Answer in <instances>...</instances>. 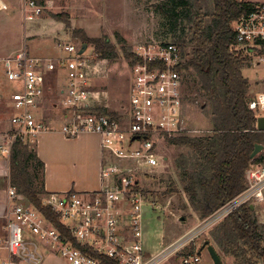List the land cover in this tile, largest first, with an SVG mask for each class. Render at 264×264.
Segmentation results:
<instances>
[{
  "label": "built area",
  "instance_id": "1",
  "mask_svg": "<svg viewBox=\"0 0 264 264\" xmlns=\"http://www.w3.org/2000/svg\"><path fill=\"white\" fill-rule=\"evenodd\" d=\"M46 4V0H21L23 19L40 17ZM233 29V50L247 56L248 63L264 68V1L240 16ZM60 49L63 55L58 58L35 57L24 47L3 59L6 78L19 82L21 88L9 97L15 113L10 117L11 130L1 138L0 149L9 156L17 138L32 144L41 133L52 129L42 104L49 89L46 72L55 71L64 80L53 104L63 110L59 131L67 137L92 133L100 138L104 151L100 188L52 191L41 196L42 205L58 217L69 230L68 235L9 184L0 264H39L42 248L57 251L69 264H105L103 257L115 264H163L194 241L197 233L212 227L238 206L264 201V165H255L246 171V186L234 198L157 254L146 253L142 246L143 206L159 205L140 187L162 165L157 145L165 135L199 134L198 129L188 127L182 114L180 50L173 42L137 46L133 53L138 61L130 68L127 106L113 116L99 111L94 104L98 97L89 87L87 71L92 63L86 49L80 53L81 46L71 41L63 42ZM248 106L256 119L264 116V88L254 93ZM149 172L153 174L147 176ZM190 258L199 261L190 253L183 256L182 264H190Z\"/></svg>",
  "mask_w": 264,
  "mask_h": 264
},
{
  "label": "trees",
  "instance_id": "2",
  "mask_svg": "<svg viewBox=\"0 0 264 264\" xmlns=\"http://www.w3.org/2000/svg\"><path fill=\"white\" fill-rule=\"evenodd\" d=\"M153 4L162 20L163 32L180 50L181 75L196 91L187 99L191 103L201 99L199 107L210 124L207 131L199 134L165 135L169 145L186 151L173 159L171 168L176 180L169 178V186L163 194L177 192L179 184L187 196V214L182 216L186 220L189 212H194L203 220L245 188V174L250 167L264 165V154L250 158L255 143L264 146V131L257 129L255 113L248 106L255 93L243 74L248 57L233 50L236 43L233 24L252 11L257 3L249 0H158ZM52 16L69 26V21L60 14ZM79 32L73 30L72 35L90 44L99 58L118 56L117 47L108 37L89 38ZM120 49L130 64L138 61L130 47L123 45ZM97 109L118 116L115 111ZM43 169L35 147L17 138L9 154V184L57 229L68 234L69 230L58 217L42 205L41 196L46 193ZM140 189L147 192L143 187ZM249 205L238 206L208 228V236L202 242L208 241L220 257L230 258L232 264L264 263V223H260L256 209ZM187 248L186 254L193 253L194 243ZM102 259L105 264H115L112 259Z\"/></svg>",
  "mask_w": 264,
  "mask_h": 264
},
{
  "label": "rangeland",
  "instance_id": "3",
  "mask_svg": "<svg viewBox=\"0 0 264 264\" xmlns=\"http://www.w3.org/2000/svg\"><path fill=\"white\" fill-rule=\"evenodd\" d=\"M19 1V0H18ZM47 9L42 17L32 21H27L26 27V44L20 48L29 47V53L48 56L46 51H53L52 54H61L56 44L61 41H71L76 45L82 46L84 43L80 37L72 35L73 30H78L89 38L108 37L117 47L118 56L109 58H99L94 52L93 47L87 44L86 54L91 58V67L87 71L89 87L98 97L94 104L103 107L109 112L122 113L128 102V92L131 82V64L125 58L123 51L120 49L123 45L130 47L132 52L140 45H158L163 42H170L169 36H166L161 26L162 20L154 11L153 3L158 0H46ZM259 1L264 0H251ZM261 1V2H260ZM258 3V2H257ZM20 15L22 10L19 6ZM60 14L69 21V26L62 21L54 18L52 14ZM47 19V22L44 20ZM52 21H55L53 23ZM79 32V34H81ZM36 35V36H34ZM34 36V37H33ZM58 37L54 38L53 37ZM24 37V36H23ZM25 37V38H26ZM30 37V38H28ZM120 39V40H119ZM25 39L23 38V41ZM31 51V52H30ZM33 51V53H32ZM251 85L253 92H258L264 88V68L262 65L248 63L243 69ZM56 82L58 80H55ZM53 82V81H52ZM16 89V87H15ZM14 89V90H15ZM13 90V91H14ZM263 90V89H262ZM195 90L191 89V82L183 76L182 80V114L186 119L190 129H198V133H203L209 128V120L204 111L199 107L201 99L194 103L188 101V97L195 95ZM50 100L56 101V90L48 91ZM54 96V97H53ZM8 112L3 110L0 119L3 123L8 118ZM34 146V143L29 144ZM185 148L169 145L165 137H162L157 145L159 156L165 157L166 160L160 162L162 165L157 169V174L153 178L150 176L146 179L143 188L147 190L148 197L155 199L159 209H152L144 204L143 206V235L142 246L146 253L155 255L164 245L178 239L182 234L200 225L198 217L193 216L186 223L182 222L180 217L187 214L186 194L178 184V191L170 195H164V191L169 186V178L176 180L175 171L171 168L173 159ZM264 154V148L258 154ZM171 169V170H170ZM79 172L82 171L78 161H72L67 165L66 173L72 179L79 178ZM261 204V205H260ZM256 213L259 221H264V201L256 205ZM208 229L197 233L193 238L194 255L199 257L195 262L190 258V264H212L209 259V253L206 248L201 249V240L207 237ZM5 236H0V245L3 243ZM191 243V242H190ZM190 243L182 250L172 254L163 264H182L183 256L188 250ZM187 248V249H186ZM200 250V253L198 251ZM42 256L39 264H69L63 259L57 251L42 248ZM223 264H232L230 258H223ZM18 264H30L20 261Z\"/></svg>",
  "mask_w": 264,
  "mask_h": 264
},
{
  "label": "crops",
  "instance_id": "4",
  "mask_svg": "<svg viewBox=\"0 0 264 264\" xmlns=\"http://www.w3.org/2000/svg\"><path fill=\"white\" fill-rule=\"evenodd\" d=\"M18 2L20 6L21 0H0V115L3 110L9 113L5 123H3L0 119V144L3 135L11 130L10 117L13 113H15L14 108L9 104V97L14 91L21 88V84L19 82L10 81L6 78L3 59L14 55L17 51L22 49L20 48L22 46V42L23 44L27 43V37L25 35V24L27 21L22 19V16L20 15ZM40 17H42V15ZM44 20L47 22V19ZM52 22L55 23V21ZM23 38L25 39L24 41ZM54 38L58 37L54 36L53 39ZM63 42L70 41L64 40L57 42L56 40V44L59 49ZM25 48L27 49V47ZM27 50H29V47ZM60 51L62 52L61 49ZM52 52L53 51H46L48 56H44L45 54L40 56V54L36 55L32 51V56L58 58L63 55V52L61 54H55V52L52 54ZM46 77V85L49 89L46 92L45 100L42 104V110L45 113L47 120L50 122L52 129L41 133L34 142L37 156L44 164V190L46 192L66 191L70 189H74L76 191L97 190L100 188V170L104 162V151L100 145V138L96 134L92 133H82L75 137H67L59 131V124L63 121V110L59 109V107L56 106L57 104L53 105L55 102L50 100L52 94L49 96L48 91L54 87L57 94L55 99H57L60 88L64 84V80L58 76L55 71H47ZM55 80L58 81L56 82ZM162 158L163 161L166 160L165 157ZM72 161H78L82 171H84L83 173L79 172L78 179H72L70 175L66 173L67 165ZM8 176L9 156L0 149V236L3 235V237L6 234L5 215L9 205L7 196V188L9 187ZM150 200L155 201L153 198H150ZM256 205L257 204L254 205V208L257 210ZM150 207L152 209H159V206L154 208L150 205ZM193 216L198 217L200 222L202 221L200 220L198 214L194 212H189V217L183 221L186 223L189 219L193 218ZM260 223H264V221H260ZM203 240H201L200 243H202ZM167 245H164L163 248ZM195 249L196 247L194 246V250ZM223 258L224 256L221 257V259ZM209 259H211L210 256ZM259 264L264 263L260 262Z\"/></svg>",
  "mask_w": 264,
  "mask_h": 264
},
{
  "label": "water",
  "instance_id": "5",
  "mask_svg": "<svg viewBox=\"0 0 264 264\" xmlns=\"http://www.w3.org/2000/svg\"><path fill=\"white\" fill-rule=\"evenodd\" d=\"M87 48V44L83 43L80 49V53L83 52ZM256 127L258 130L264 131V116H259L256 119ZM264 148L263 144L261 143H255L254 148L252 152L250 153V158L255 157L262 149ZM250 208H254L253 204L249 205ZM181 220H184L183 217H180ZM206 248L211 259H212V264H223L222 259L220 255L217 253V251L214 249V247L208 242L205 241L201 245V249ZM200 253V250L198 251Z\"/></svg>",
  "mask_w": 264,
  "mask_h": 264
}]
</instances>
